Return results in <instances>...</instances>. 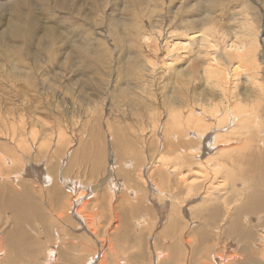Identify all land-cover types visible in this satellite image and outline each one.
<instances>
[{
    "label": "rangeland",
    "instance_id": "obj_1",
    "mask_svg": "<svg viewBox=\"0 0 264 264\" xmlns=\"http://www.w3.org/2000/svg\"><path fill=\"white\" fill-rule=\"evenodd\" d=\"M243 17L255 28L264 89V0H0L1 157L16 148L0 157V264H206L231 183L211 170L214 150L204 168L186 171L195 160L176 150L191 142L166 128L173 100L220 98L201 76L211 56L216 78L226 70L230 90L257 99L264 120V93L244 82L245 63L224 53ZM207 19L215 55L198 40ZM172 35L185 47L166 48ZM173 166L196 193L159 182L157 168ZM242 224L225 223L226 232Z\"/></svg>",
    "mask_w": 264,
    "mask_h": 264
},
{
    "label": "bare ground",
    "instance_id": "obj_2",
    "mask_svg": "<svg viewBox=\"0 0 264 264\" xmlns=\"http://www.w3.org/2000/svg\"><path fill=\"white\" fill-rule=\"evenodd\" d=\"M18 9H20V8H18ZM203 20H205V19H203ZM243 20H244V24L238 25V27L236 29H234L235 33H234L233 37L229 38V40L225 43L224 53L227 55H230L231 58H232V56H238V58L241 59L245 63L248 70L244 73L242 72L244 74L243 75L244 76L243 77L244 82L246 84H251L250 88L252 87L253 90L255 88V90H258V93H260V95H263L264 89L262 88V84L259 81L260 77L258 78V74H259L258 68L260 67L259 66L260 63H257V61L255 60L256 59L255 56L254 57L252 56L253 55L252 52L254 53V51L252 50L253 44H254V46H256L255 43H256L257 39L255 38L256 37L255 34H253V38L250 37V35H251L250 29L253 27V25H251L252 23L250 24L249 21L247 20V18L244 19V17H243ZM206 21L207 22L204 23V25L200 24L201 21L199 23L202 26V30L200 32L201 35L199 36L198 40H200V41L202 40L205 42L204 45H206V47L209 49L208 50L209 55H215V53H216V50L214 48L215 45H213L212 42H210V39H212V38L208 37V35H210L211 33L209 34L207 32V30H210V31L214 30L215 25H211V23L213 22L212 19H207ZM250 21H251V19H250ZM198 22H199V20H198ZM240 24H242V23H240ZM233 27H232V29H233ZM238 33L241 36V40H240V37L237 36ZM143 37H145V36H143ZM172 37L174 38L175 42H173V39L167 40L165 42L166 48H168V49L176 48V50H177V49H181V48L185 47L184 45L186 44L187 41L185 43L181 42L182 43L181 44L180 42H177L174 35H172ZM144 39L147 40L146 42H148L150 40V36H146V38H144ZM190 40H192V38ZM190 40H188V42ZM151 41H154V40H151ZM169 45H170V47H169ZM150 46H152V45H150ZM153 46H155V44ZM164 50H165V48H164ZM166 51H172V50H166ZM209 60L210 61L207 62V64H206L207 66H205L204 68L201 69V76L204 77V79L206 80V83H208L207 85H211V83L213 82L215 86H219L218 91L220 92V98H214L213 96L204 95L203 97L198 99V101L195 102V104H194V102H193V104L190 103V100L188 101L186 99L187 101L186 102L183 101L184 103L180 104L181 106L179 104H176V101L173 100L172 104H174V106L171 108V110L169 112V116H170L169 123H171L172 128L167 127L166 130L174 131L173 132L174 134L171 133L170 135L176 134V138L180 137L181 138L180 140H185V141L191 142L190 144L187 143L186 149H182V151L179 149L183 154H180V152H178V150H176V152L179 154V157L181 159L187 157V160H189V159L191 160V158L193 160H195L194 163L192 162L193 165H190L188 167L189 170H187V168L185 166H183L184 164H182V168L185 167L186 171H192V172L196 173V169H198V166L201 165V167H202V165L205 163L202 160V156L204 154L208 155L205 152L209 151V150H212V151L214 150L213 151L214 163L212 165L213 167L211 170L214 171L215 174L216 173L220 174V177H221V182L219 183L220 185L223 184V182L224 183H229V182L231 183L229 186L230 187L229 191L232 192L231 201L226 202V201H224L225 199L223 200L222 212L219 214L220 216L222 215L221 220H222L223 224L222 223H220V224L225 226V223L231 222V223H234L236 225L235 228L236 227L239 228L238 225H239L240 221L243 222L240 230L237 232H234V233L233 232L232 233L226 232L227 226L224 227L225 231L221 230L223 226L220 227V231H219V227H218V233L216 234L217 235L216 236V243L209 248V251L207 253L208 256H206L208 258V260H207V262L205 261L206 264H245V263L246 264H249V263L250 264H260V262L262 264H264V218H263L264 217V120L259 115L258 110H257V104L256 103L258 100L253 98L251 95H248V97H244L241 93L235 91V88H234V91L230 90L231 87L228 86V79L229 78H227L228 73H226V70L221 69V71H222L221 77L217 79L216 78V74H217L216 69L217 68L215 69L214 67L216 66L215 64H217L218 61L216 62V58H213V56H211L209 58ZM251 61H253L255 65ZM188 63H189V61H188ZM174 65H177V64H174ZM190 67L192 69H195V68H197V65L195 62H193L190 64ZM186 70H187V68H186ZM174 71H175V81H176L177 80L176 77L178 76V75L176 76V74H178L179 71H181V70L179 68H177ZM189 73H190L189 76H191L192 74H194V71H190ZM240 75H242V74H240ZM221 85H222V88H221ZM176 99H178V98L176 97ZM258 99L261 100V98H259V97H258ZM253 103H255V104H253ZM182 107L185 108V112H183ZM258 133H260L261 135L258 136ZM11 135H9V137ZM10 138L12 139L13 135ZM235 141L237 143H235ZM22 145L27 147L29 144L27 145L26 141H24ZM1 148L4 149L3 146L0 147V149ZM12 149H16V148H11V149L5 148V150H8V151L10 150L9 151L10 153L3 155L4 158H2L1 157L2 154H0V157L2 159H4L5 161L7 160V158H6L7 156L9 158H11L12 157ZM8 151H6V152H8ZM209 152L211 153V151H209ZM196 157H198V160L200 158L202 161H200V160L198 161L196 159ZM208 157L210 159H212L210 155H208ZM163 158L164 157L162 156L159 159L162 161ZM210 161H212V160H210ZM196 162H198V163H196ZM190 163H191V161H190ZM168 168L169 167L164 168V169H162L161 167L157 168V172L159 174L162 173L160 175L163 176V178H161V179L159 178V176L156 177V178H158V180L160 179L159 182L166 184L169 182H173V180H174L177 184H179L178 186L181 185L182 188L184 189V191H186L185 195H190V193H192V191H193V193L194 192L196 193L197 187H196V189H193L192 188L193 186L186 182L188 180L187 179L188 176L185 177L184 171L179 170V167L177 170L175 167H174L175 169L173 168L174 170H171L172 167L170 169H168ZM202 168H204V167H202ZM200 170H201V168H200ZM202 171H205V170H202ZM209 171H210V169H209ZM209 173H211V172H209ZM90 176H91V174H90ZM194 176H196V175H194ZM178 179L180 180V182ZM238 181L241 182L240 185L243 186V189L241 187L234 188V185ZM209 183H211V182H209ZM150 185L154 188H156L158 186L156 184L154 176H153L152 180L150 181ZM210 185L209 186L211 188L214 185V183H213V185L212 184H210ZM174 188L177 190L178 187L176 188L174 186ZM207 188H208V186H207ZM210 188H208V189H210ZM193 196H197V194H194ZM203 200H204V198H203ZM163 201H165V200H163ZM231 204L235 205L234 207L232 206L233 209L230 206ZM231 209H232V211H230ZM216 210H217V208H215L214 213L215 214L219 213V212L216 213L215 212ZM220 210H221V208L218 209V211H220ZM175 213H178V212H175ZM248 213H254V215L255 214L258 215V217H257L258 219H260V220L263 219V220L260 223L257 221L256 223L251 224V222H252L251 217L248 216ZM64 217H66V216H64ZM221 220L219 222H221ZM58 224H60V223H58ZM244 225L246 228L244 227ZM245 229H247V230H245ZM7 234H9V233H7ZM232 234H234V235H232ZM32 241H34V240L32 239ZM232 246L233 247L235 246L236 249L238 248V251H244V253H246V254L239 255V252H237L235 248H234L235 250H231ZM192 247H194V246H192ZM240 248H242V249L240 250ZM252 250L255 252L256 255L253 253ZM67 251H68V249H67ZM50 254H51V252H50ZM157 254H155L156 258H157ZM193 254H194V252H193ZM59 256H60V254H59ZM191 256H192V254H191ZM92 257L88 259L89 263L93 262L94 257L93 258ZM165 257L163 256V258H165ZM161 261H163V260H161ZM189 261H190V263H188V264H191L192 263L191 258L189 260H185V262H189ZM122 263L123 262H121V264ZM155 263H156V261H155ZM176 263H178V262H176Z\"/></svg>",
    "mask_w": 264,
    "mask_h": 264
}]
</instances>
